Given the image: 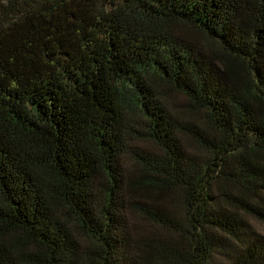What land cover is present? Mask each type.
<instances>
[{
    "label": "trees",
    "instance_id": "trees-1",
    "mask_svg": "<svg viewBox=\"0 0 264 264\" xmlns=\"http://www.w3.org/2000/svg\"><path fill=\"white\" fill-rule=\"evenodd\" d=\"M251 221L264 0H0V264H264Z\"/></svg>",
    "mask_w": 264,
    "mask_h": 264
},
{
    "label": "rangeland",
    "instance_id": "rangeland-1",
    "mask_svg": "<svg viewBox=\"0 0 264 264\" xmlns=\"http://www.w3.org/2000/svg\"><path fill=\"white\" fill-rule=\"evenodd\" d=\"M171 102L173 104V105H170L172 108V111H175V112L177 111L180 114H182L183 112H180V111L184 110V107H185L184 105L186 104L185 99L179 95H174L172 97ZM128 163L129 162H127V165L130 166ZM127 198L130 201L132 200L131 195H128ZM129 221H130V224L132 227L131 236H132L133 242H135L136 240H139L140 238L144 237L145 235H150L152 233L156 234L157 230L153 226L148 224L147 222L143 221L137 215L130 216ZM252 225L256 230H258L261 233H264V228H262L260 225H258L255 222H252Z\"/></svg>",
    "mask_w": 264,
    "mask_h": 264
}]
</instances>
